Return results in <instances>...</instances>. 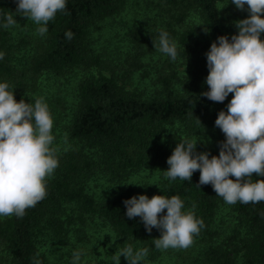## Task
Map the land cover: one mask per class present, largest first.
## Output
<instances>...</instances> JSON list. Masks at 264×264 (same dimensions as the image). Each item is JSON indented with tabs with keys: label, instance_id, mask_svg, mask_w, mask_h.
I'll return each instance as SVG.
<instances>
[{
	"label": "trees",
	"instance_id": "1",
	"mask_svg": "<svg viewBox=\"0 0 264 264\" xmlns=\"http://www.w3.org/2000/svg\"><path fill=\"white\" fill-rule=\"evenodd\" d=\"M224 1L158 0L160 11L163 9L165 16L178 25L191 11L196 12V27L167 32L169 37L178 35L181 45H192L197 60L193 78H179L175 71L163 75V70L158 79L162 91L152 95L126 88L124 77L133 68L115 76L114 68L91 50L92 28L116 14L124 0H66L65 10L48 23L45 35L29 36L18 44L12 41L10 27H3L6 14L12 12L16 21L21 18L16 13L18 0H0V52L4 53L0 83H8L17 102H28V97H22L26 86L43 74L57 77L74 68L89 71L99 67L104 70V66L112 72L108 76L89 71L78 82L69 109L60 95L48 98L44 91H38V98L49 105L52 118L63 121L73 145L56 154L59 166L46 178V197L26 209L22 218H0V259L4 258L6 264H36L37 260L45 264L40 252L44 239L65 246L75 227L76 231L83 230L96 219L134 250L147 248L146 259L155 264H264V201L229 205L216 195L211 184L197 186L199 170L191 180L177 178L141 185L128 182L131 174L145 167L168 169L167 159L183 140H197L196 151L208 152L209 158L219 155L226 137L215 120L221 110L227 112L234 94L223 103L201 95L209 91L205 83L209 74L206 53L219 36L231 39L238 34L235 22L249 15L246 5L245 10L234 9L224 17ZM69 31L73 33L71 40L65 35ZM260 38L264 41V33ZM26 48L22 63L15 53ZM98 171L103 179L100 182L95 175ZM252 179L264 180V176L253 173ZM91 181L99 190L90 191ZM139 195L149 199L154 195L179 196L184 201L182 211L191 209L204 223L193 244L187 249L169 248V259H164L154 244L161 231L153 228L149 233L140 217L129 219L126 215L124 201ZM227 207L229 213L224 211ZM2 253L6 255L3 258Z\"/></svg>",
	"mask_w": 264,
	"mask_h": 264
},
{
	"label": "clouds",
	"instance_id": "2",
	"mask_svg": "<svg viewBox=\"0 0 264 264\" xmlns=\"http://www.w3.org/2000/svg\"><path fill=\"white\" fill-rule=\"evenodd\" d=\"M248 17L235 22L238 34L222 35L206 53L209 74L205 83L209 91L201 93L213 102L223 103L230 93L234 96L227 112L218 113L215 125L226 140L218 156L197 152V140H183L167 159L166 178L191 180L199 170V184L213 186L225 203L244 205L264 201V180L253 181L255 173L264 176V0H231ZM66 0H18L16 13L39 25L37 32L45 35L48 23L64 11ZM3 27L17 24L12 12L4 17ZM208 29H205L207 32ZM71 40L72 32H66ZM154 48L173 61L178 56L177 45L169 33L161 31ZM4 53L0 52V59ZM53 118L43 98L35 103L17 102L8 83H0V216L22 218L26 209L35 207L46 195V178L59 166L52 134ZM230 177H235V180ZM136 185V184H135ZM129 219L140 217L146 230L161 231L154 239L159 250L187 249L194 236L204 227L190 209L182 211L184 201L154 195L133 196L124 201ZM195 208V205H193ZM166 210V214L161 215ZM147 248L134 250L131 245L118 248L112 255L114 264L123 256L128 264H141L148 255ZM38 255V254H37ZM82 252L74 251L72 264H80ZM36 264H40L37 260Z\"/></svg>",
	"mask_w": 264,
	"mask_h": 264
},
{
	"label": "rangeland",
	"instance_id": "3",
	"mask_svg": "<svg viewBox=\"0 0 264 264\" xmlns=\"http://www.w3.org/2000/svg\"><path fill=\"white\" fill-rule=\"evenodd\" d=\"M157 3L158 0H124L121 9L106 20L98 22L92 28L89 36L91 50L94 54H100L101 59L105 60L111 68H114L115 76H122L125 70L133 68V71L127 72L124 77L127 89H136L152 95L162 91L158 79L163 70V75L175 71L176 76L179 78L185 76L193 78L197 60V55L192 49L193 46L190 44L181 45L178 35L169 37L177 45L178 56L176 60L173 61L169 56L161 53L158 48H154L153 41L158 43L161 31L180 33L191 26L196 27L199 23L196 12L191 11L190 16L182 25L175 24V21H171L170 17L165 16L166 13L162 12L163 9L160 11V8H158L160 5ZM221 8L222 14L227 18L231 11L237 9L231 0H225ZM237 11L240 10L237 9ZM38 27L39 25L35 22L21 15L17 24L9 28L12 41L18 44L22 39H29V36H39ZM26 50L27 48L17 50V53H15V57L20 59L22 63H24V60L21 59V55ZM104 67H106L104 70L99 67L92 68L89 71L93 74H98V71H101L105 75H111V68ZM89 71L74 68L57 77L43 74L29 81L30 84L26 86L25 94H22V97H28L25 98L28 101L27 103L34 104L35 100L38 99V91L42 90L46 96H49L48 98L57 95L63 97L69 109L78 82L90 73ZM178 86L180 87V84ZM232 95L233 93H230L228 97ZM52 134L54 142L51 147L57 150L56 154L72 147L73 143L68 138V134L63 127V121L58 122L53 119ZM166 170L168 169L162 166L145 167L131 174L128 182L133 185L164 183L170 180L165 176ZM95 175L98 177L99 182L103 180L101 172L98 171ZM93 182H90V191L92 189L99 190L97 189L98 185ZM224 211L229 213L230 209L227 207ZM0 218L4 217L0 216ZM76 228L70 232L69 241L65 246L51 244L49 239L43 240L42 243L44 244L40 252L45 264H72L74 251L82 252L80 264H114L112 255L116 253L118 248L126 245L124 241L115 238L108 227L102 226L99 220L95 219L93 222H88L83 230L76 231ZM161 251L164 254V259H169V254L166 252L169 249ZM4 256H6L5 253H2L1 258ZM0 264H6V260L4 258L0 259ZM120 264H128L125 257H120ZM141 264L155 263L149 262L145 258Z\"/></svg>",
	"mask_w": 264,
	"mask_h": 264
}]
</instances>
